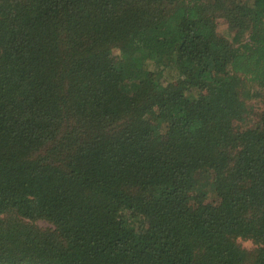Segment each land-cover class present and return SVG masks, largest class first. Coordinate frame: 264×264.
I'll list each match as a JSON object with an SVG mask.
<instances>
[{
    "label": "trees",
    "instance_id": "16d2710c",
    "mask_svg": "<svg viewBox=\"0 0 264 264\" xmlns=\"http://www.w3.org/2000/svg\"><path fill=\"white\" fill-rule=\"evenodd\" d=\"M0 264H264V0H0Z\"/></svg>",
    "mask_w": 264,
    "mask_h": 264
},
{
    "label": "rangeland",
    "instance_id": "374dc122",
    "mask_svg": "<svg viewBox=\"0 0 264 264\" xmlns=\"http://www.w3.org/2000/svg\"><path fill=\"white\" fill-rule=\"evenodd\" d=\"M218 23H219L220 34L226 36V34L228 33V26H227V23H226L225 19L220 18L218 20ZM153 66H154L153 62H151V61H146L145 62V69L146 70H153L154 69ZM165 76H166V74H165ZM251 105H252V108H253V106L255 105V102L251 103ZM251 123H252V117H250V118H248L246 120L245 126L249 127L251 125ZM37 225H39L42 228L50 227L49 223L45 222V221H38ZM238 243H240L243 248H245L246 250H248L250 252H252L253 250H255V248H257V246L253 242V240L239 239Z\"/></svg>",
    "mask_w": 264,
    "mask_h": 264
}]
</instances>
